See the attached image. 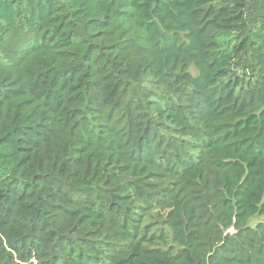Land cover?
Here are the masks:
<instances>
[{
    "label": "trees",
    "instance_id": "trees-1",
    "mask_svg": "<svg viewBox=\"0 0 264 264\" xmlns=\"http://www.w3.org/2000/svg\"><path fill=\"white\" fill-rule=\"evenodd\" d=\"M0 264H264V0H0Z\"/></svg>",
    "mask_w": 264,
    "mask_h": 264
},
{
    "label": "rangeland",
    "instance_id": "rangeland-1",
    "mask_svg": "<svg viewBox=\"0 0 264 264\" xmlns=\"http://www.w3.org/2000/svg\"><path fill=\"white\" fill-rule=\"evenodd\" d=\"M261 218H256L255 220L252 221V223H256L257 221H259Z\"/></svg>",
    "mask_w": 264,
    "mask_h": 264
}]
</instances>
